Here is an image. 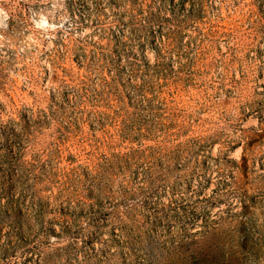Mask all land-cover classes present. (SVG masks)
<instances>
[{"label": "rangeland", "instance_id": "obj_1", "mask_svg": "<svg viewBox=\"0 0 264 264\" xmlns=\"http://www.w3.org/2000/svg\"><path fill=\"white\" fill-rule=\"evenodd\" d=\"M0 264H264V0H0Z\"/></svg>", "mask_w": 264, "mask_h": 264}, {"label": "trees", "instance_id": "obj_2", "mask_svg": "<svg viewBox=\"0 0 264 264\" xmlns=\"http://www.w3.org/2000/svg\"><path fill=\"white\" fill-rule=\"evenodd\" d=\"M242 244H243V242H242ZM242 244H241V245H242Z\"/></svg>", "mask_w": 264, "mask_h": 264}]
</instances>
